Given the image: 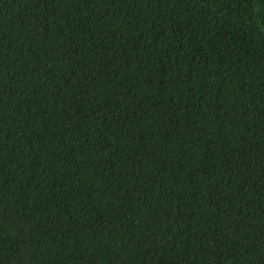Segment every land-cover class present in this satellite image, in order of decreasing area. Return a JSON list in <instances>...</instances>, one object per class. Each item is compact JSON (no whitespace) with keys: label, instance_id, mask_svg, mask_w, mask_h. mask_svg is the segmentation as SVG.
Instances as JSON below:
<instances>
[{"label":"trees","instance_id":"obj_1","mask_svg":"<svg viewBox=\"0 0 264 264\" xmlns=\"http://www.w3.org/2000/svg\"><path fill=\"white\" fill-rule=\"evenodd\" d=\"M0 264H264V0H0Z\"/></svg>","mask_w":264,"mask_h":264}]
</instances>
